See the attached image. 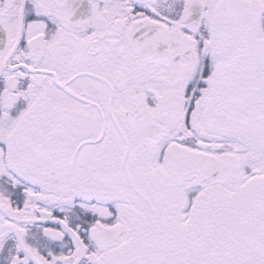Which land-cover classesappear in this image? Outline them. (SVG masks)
I'll return each instance as SVG.
<instances>
[{"label":"snow or ice","instance_id":"obj_1","mask_svg":"<svg viewBox=\"0 0 264 264\" xmlns=\"http://www.w3.org/2000/svg\"><path fill=\"white\" fill-rule=\"evenodd\" d=\"M0 264H264V0H0Z\"/></svg>","mask_w":264,"mask_h":264}]
</instances>
